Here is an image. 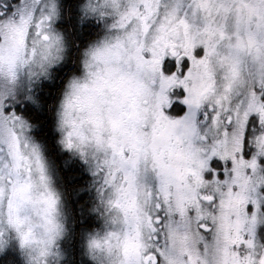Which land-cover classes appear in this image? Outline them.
<instances>
[{
  "label": "snow or ice",
  "instance_id": "snow-or-ice-1",
  "mask_svg": "<svg viewBox=\"0 0 264 264\" xmlns=\"http://www.w3.org/2000/svg\"><path fill=\"white\" fill-rule=\"evenodd\" d=\"M82 11L109 23L66 81L56 120L63 148L101 178L103 232L116 237L90 259L264 264V0H88ZM55 17L54 0L11 11L0 0V253L15 241L25 264H48L64 231L43 229L59 196L16 111L63 59ZM14 206L35 222L36 243L21 242ZM125 238L136 245L127 253Z\"/></svg>",
  "mask_w": 264,
  "mask_h": 264
},
{
  "label": "flooded vegetation",
  "instance_id": "flooded-vegetation-1",
  "mask_svg": "<svg viewBox=\"0 0 264 264\" xmlns=\"http://www.w3.org/2000/svg\"><path fill=\"white\" fill-rule=\"evenodd\" d=\"M17 2L18 0H4V3L8 5V11H11L12 6ZM44 2L46 3L47 0H44ZM54 2L56 5V17L50 22V24L52 31L59 34V36L61 37L64 47L63 59L48 70V74L46 77L41 76L39 79H36L27 85V87L30 88V95L32 96L34 102H25L16 109L17 113L29 124V129L26 135L30 138L32 143H35L40 147L44 159L47 161L53 171L57 169V167L52 163L51 151L47 150L43 137L40 136L38 129L36 128V121L32 119L31 115H38L39 110L43 108L42 99H44L45 101L47 99L49 102L47 103V107L49 106L52 111L51 114L53 132L55 134L56 152H58V154H61L62 158L68 161V163L72 162L73 157L77 160H81L73 154V151L64 149L60 144L59 141L61 138V133L57 127L56 110L58 101L60 99V93L66 81L72 74L79 73V61L81 59L83 51L86 50L90 44H92L94 41L105 34L106 22L109 23V20L107 18L102 21L95 15H85L82 11V6L84 5L85 0H77L75 6L70 3V0H54ZM75 20L78 21V24L81 27L88 28L90 24H93V27L90 28L94 30V34L89 38L87 37L85 41L73 39L72 25L73 21ZM74 56L76 57V64H78L77 68L72 61ZM255 241L259 245H264V224H260L256 228ZM65 252L66 259L63 261V264H67L68 262V252L66 250ZM0 261L23 264L24 258L16 245H14L12 251L11 245H7L6 253L0 256Z\"/></svg>",
  "mask_w": 264,
  "mask_h": 264
},
{
  "label": "trees",
  "instance_id": "trees-1",
  "mask_svg": "<svg viewBox=\"0 0 264 264\" xmlns=\"http://www.w3.org/2000/svg\"><path fill=\"white\" fill-rule=\"evenodd\" d=\"M77 0H70V3L75 6ZM94 30L92 28L81 27L78 21H73L72 25V37L73 39H79L80 41H85L86 38L92 36ZM73 64L76 68V57L74 56ZM42 109L39 110L38 115L32 114L31 117L36 121L37 129L41 137H43L44 143L46 144L47 150L51 151L52 163L57 167L55 169L56 183L60 188L63 196L64 203L67 207L68 213L71 220V235L69 237L68 243L65 242L63 249L68 252V262L67 264H83L81 261V231L88 225L87 220H89V208L90 203L94 200L92 198V193H87L86 182L90 180V176L87 170L83 166L81 160L72 158V162L62 158L61 154L56 152L55 148V134L53 132L52 124V114L49 106L47 107L48 100L42 99ZM92 179V178H91ZM91 183V182H90ZM84 190V191H83ZM77 216V218H76ZM80 217V220L78 219ZM82 218V219H81ZM85 218L86 221H85ZM94 219V218H93ZM77 240V241H76ZM80 246V247H79ZM10 262L6 261L2 264H8ZM89 264V263H86Z\"/></svg>",
  "mask_w": 264,
  "mask_h": 264
},
{
  "label": "rangeland",
  "instance_id": "rangeland-1",
  "mask_svg": "<svg viewBox=\"0 0 264 264\" xmlns=\"http://www.w3.org/2000/svg\"><path fill=\"white\" fill-rule=\"evenodd\" d=\"M92 17H94V16H92ZM107 23L108 22H106V24ZM90 27H93V24H90L88 28H90ZM100 38H98L97 40H99ZM38 148H39L43 163L46 166L47 174L51 180V186L57 192V194L59 196V206H58L59 213H60L59 221L63 225V229H64L63 234L56 241L55 247L53 248L54 255H52L48 258V264H63V261L66 259V252H65L66 249H63V246H65V244H66L65 242L68 243V240H69V237L71 234V225L72 224H71V220H70V215L68 213L67 207H66L64 200H63L62 192L56 183L55 172L49 166L47 161L44 159L43 154H42L39 146H38ZM73 154L76 157L81 159L79 154H77L75 152H73ZM81 161L84 162V165H85L84 167L90 176V180L86 181L89 183H86V190L85 191H87V193H90V194L92 193V198L94 199L90 203L89 208L87 209V211L89 212V214L87 215V217L89 216V220H87L88 225H86L81 231V242H80V244H81V252L80 253H81V260H82L81 262L83 264H86V263L94 264V262L88 257V255L85 252L84 242H85V238H86L87 234L93 232L94 230L99 231V232H103V230H104L103 219H102V215H101L103 212V207L101 205L100 194L98 193V188L100 187L102 181H101V178L99 176L93 175V171H92L93 165H92L91 161L86 162L82 159H81ZM76 218H77V216H76ZM78 219L80 220L79 216H78ZM86 219L87 218H85V221H86ZM9 243H11L9 245H11V251H12L14 248V245H16V243H15V241H12V240H10ZM4 253H6V248L4 249V251L2 253H0V256L3 255ZM23 258H24V256H23ZM8 264H15V263L11 262ZM23 264H25V258H24Z\"/></svg>",
  "mask_w": 264,
  "mask_h": 264
},
{
  "label": "clouds",
  "instance_id": "clouds-1",
  "mask_svg": "<svg viewBox=\"0 0 264 264\" xmlns=\"http://www.w3.org/2000/svg\"><path fill=\"white\" fill-rule=\"evenodd\" d=\"M88 2V0H85V4ZM93 2H95V0H93ZM84 6V5H83ZM82 6V8H83ZM91 15V14H89ZM87 50V49H86ZM90 57H91V52L89 53ZM85 75H87V73H85ZM81 81H83L84 77L78 78ZM87 85L81 83V88H86ZM132 85L131 84H127L125 86V92H128L132 89ZM58 130H60V128L62 127L61 124L58 123L57 125ZM67 135V134H65ZM64 137L61 136L60 140H62ZM31 197H29L27 195V189H23L21 191V200H30ZM47 213H48V217L44 218V224H43V229L45 231V233H49L55 230L56 225L59 221V209H56L52 206V204L49 203H45V209H44ZM15 206L12 209V221L13 223L17 226V227H21L23 226L24 230L23 232L20 233V239L21 242L23 244H34L37 242V240L39 239L36 235L33 234L32 232V225L33 223H35L34 221H30L27 217H17L15 215ZM35 215V213L33 214ZM115 234L111 233L110 230L109 232L105 233V232H99V231H93L89 234L86 235L85 238V252L88 255V257L90 258V253L92 252V250H99L101 248H103L105 251H108L110 248V244L109 241H113V243H115ZM43 245H41L42 247ZM120 246L123 249V251L125 253L129 252L130 250H133L136 245L133 242V239H128L125 238L124 240H122L120 242Z\"/></svg>",
  "mask_w": 264,
  "mask_h": 264
}]
</instances>
